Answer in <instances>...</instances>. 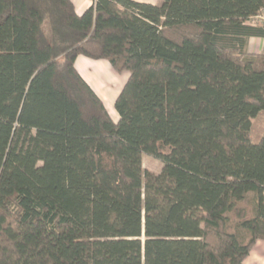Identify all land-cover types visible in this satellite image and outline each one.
I'll return each instance as SVG.
<instances>
[{
	"label": "trees",
	"instance_id": "trees-1",
	"mask_svg": "<svg viewBox=\"0 0 264 264\" xmlns=\"http://www.w3.org/2000/svg\"><path fill=\"white\" fill-rule=\"evenodd\" d=\"M260 15L264 0H92L79 16L0 0V264H244L264 242ZM78 56L128 73L117 122Z\"/></svg>",
	"mask_w": 264,
	"mask_h": 264
},
{
	"label": "crops",
	"instance_id": "crops-1",
	"mask_svg": "<svg viewBox=\"0 0 264 264\" xmlns=\"http://www.w3.org/2000/svg\"><path fill=\"white\" fill-rule=\"evenodd\" d=\"M139 3H146L155 5L158 0H132ZM74 7V12L79 16L81 15L85 10H87L92 5V0H70ZM249 51V47H248ZM252 52V51H249ZM254 53V52H252ZM74 66L78 74L81 76V78L85 81V83L93 90V92L99 97V99L102 101L108 115L110 116L111 120L113 122H117L118 115L116 111L109 112L107 106L104 104V97L106 99H110L111 105L113 103L114 108V102L117 96L119 95L121 89L123 88L124 84L127 81L128 75H124L122 77V81L118 87H116L112 93H105L104 85H101L99 81L97 80L96 76L101 70H108L109 63L105 60H90L88 58H85L83 56H78L75 59ZM117 80V79H116ZM244 264H264V242L257 241L253 247L251 248L248 256L244 260Z\"/></svg>",
	"mask_w": 264,
	"mask_h": 264
},
{
	"label": "rangeland",
	"instance_id": "rangeland-1",
	"mask_svg": "<svg viewBox=\"0 0 264 264\" xmlns=\"http://www.w3.org/2000/svg\"><path fill=\"white\" fill-rule=\"evenodd\" d=\"M157 4V3H156ZM155 4V5H156ZM261 20L256 19L252 21L255 25H261ZM40 36H43V43H49V27L47 21H44L40 30ZM249 51L254 53H260L263 50V40L261 39H249L248 41ZM108 70H101L97 74L96 78L101 85H104L105 93H112L113 90L118 87L122 81V77L124 75H128L127 72H117L111 66H108ZM117 79V80H116ZM112 101V100H111ZM110 99H106L104 97V104L107 106L109 112H114L113 103L111 105ZM264 127V117L259 118L257 121L253 122V136L260 134ZM142 167L144 170L149 171L153 174H158L161 171L162 164L149 157V156H142Z\"/></svg>",
	"mask_w": 264,
	"mask_h": 264
},
{
	"label": "built area",
	"instance_id": "built-area-1",
	"mask_svg": "<svg viewBox=\"0 0 264 264\" xmlns=\"http://www.w3.org/2000/svg\"><path fill=\"white\" fill-rule=\"evenodd\" d=\"M256 19H259V20H261V21H263L264 20V18H263V16L262 15H260V16H258V17H256ZM255 19V20H256Z\"/></svg>",
	"mask_w": 264,
	"mask_h": 264
}]
</instances>
